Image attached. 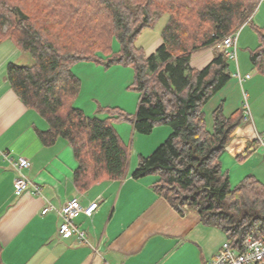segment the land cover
I'll use <instances>...</instances> for the list:
<instances>
[{
    "label": "trees",
    "instance_id": "16d2710c",
    "mask_svg": "<svg viewBox=\"0 0 264 264\" xmlns=\"http://www.w3.org/2000/svg\"><path fill=\"white\" fill-rule=\"evenodd\" d=\"M259 1L0 0V44L9 42L33 60L8 64L6 77L24 106L48 124L38 134L42 144L62 139L70 147L80 191L126 175L132 145L114 125L128 123L140 135L169 126L163 143L148 156L138 155L131 177H156V193L175 210H192L201 224L218 229L240 250L246 239L264 242V182L247 175L232 187L221 167L243 108L227 117L219 105L208 127L204 107L230 80L227 62L237 58L236 46L234 58L217 46L252 24ZM165 14L162 41L146 56L134 40ZM253 30L258 44L249 60L264 75V27ZM205 49L214 50L213 58L200 69L192 67V55ZM83 62L132 68L135 113L102 107L104 117L89 118L74 107L80 80L72 68Z\"/></svg>",
    "mask_w": 264,
    "mask_h": 264
},
{
    "label": "crops",
    "instance_id": "0c3cea01",
    "mask_svg": "<svg viewBox=\"0 0 264 264\" xmlns=\"http://www.w3.org/2000/svg\"><path fill=\"white\" fill-rule=\"evenodd\" d=\"M240 38L241 35L236 41L237 46L241 43ZM244 43L249 45V41ZM213 54L212 49L194 53L191 57L192 67H204L213 58ZM25 57L11 43L0 44L2 262L205 264L211 261L226 241L224 234L201 224L192 210H186L183 214L175 210L156 193V177L133 179L131 174L137 160L131 163L129 158L128 171L119 180L96 183L85 191L76 188L73 181L76 163L70 147L62 139L56 140L52 146H44L38 134L46 132L48 124L34 111L27 109L10 88L6 77L7 66L19 65L17 63L25 61ZM234 63V74L211 99L214 105L210 110L212 113L222 105L223 113L228 117L242 110L246 96L249 114L244 117L242 113V120L221 156V167L231 186L237 185L247 175L263 176L261 173L264 167V154L257 148L258 137L264 138V75L253 70L247 63H240V66L237 58ZM96 103L100 108L101 104ZM116 125V132L122 140L130 138L131 142L135 139L136 133L132 128L128 136L127 128ZM163 132L165 135L164 130L158 134L163 136ZM123 133H126L125 136ZM157 143L159 139L150 148L139 151L138 155H147ZM19 157L30 163L29 168L21 172L29 182L40 187L39 195L32 194L31 189L21 194L15 193L13 181L18 173L8 159ZM74 197L79 199L83 207L92 202L98 203L91 218L80 215L74 221L76 228L84 233L86 241L79 239L76 234L65 239L58 237V228L62 222L58 211L66 201ZM47 205H51L54 210L42 215L41 211Z\"/></svg>",
    "mask_w": 264,
    "mask_h": 264
},
{
    "label": "rangeland",
    "instance_id": "374dc122",
    "mask_svg": "<svg viewBox=\"0 0 264 264\" xmlns=\"http://www.w3.org/2000/svg\"><path fill=\"white\" fill-rule=\"evenodd\" d=\"M257 13H259V15L256 17ZM254 17L256 18L254 19ZM252 18L254 20H252L251 25L246 24L240 29L238 33V38L241 35V43L239 46L236 45L237 63L239 65L240 63H247L249 67H251L249 60V51L253 50L258 44L257 35L253 30V26L264 27V2L259 4ZM166 20L167 15H162L152 28L144 29L134 40V45L136 47L143 48L146 56H149L161 43V32L166 24ZM247 41H249V45H246V43H244ZM111 46L113 51L118 50L119 45L115 38L113 39ZM105 54L106 53H104L103 55ZM24 55H26L27 57H25L26 60L22 63L17 64H32V58L28 54L24 53ZM227 63L229 66L230 73L234 74L233 68L235 67V63L231 60H229ZM76 65H74V67L72 68V72L75 76H78V79H80V90L76 97L77 101H74L73 103L74 107L81 109L84 114L89 118L104 117L106 113L101 110L102 107L122 106L119 108L132 114L135 113L138 104V93L130 88V85L133 83L132 68L121 64H114L108 68H105L104 66L96 65L95 63L84 62L83 64L78 63ZM77 70H80V72H77ZM96 102H99L101 104L100 108L98 107ZM213 105L214 100H210L204 107L208 127H210L211 124L210 116L208 115L211 113L210 110L211 108H213ZM119 125H121V127L123 128H127V135L130 136V124L122 123ZM114 128L116 130L117 125H114ZM162 130H164L166 133L164 135L163 132V136L162 134L160 136V134L158 133ZM170 132L171 129L169 126L161 125L155 127L152 133L149 135L136 134L135 139L131 141L132 152L130 162L132 163L133 161V163H135L139 154L138 152L147 149L148 147L150 148V146H152V144H154V142L159 139V143H157V145H155V147H153V149L149 153H146L147 155L145 156L151 154L161 143L166 140ZM123 134L125 136L126 133ZM124 140H128L127 142H130V138ZM61 143L64 142L61 141ZM261 174H263V176H261L260 174H256V176H258V178L260 177V181L264 182V167L262 168ZM232 187H234V185H232Z\"/></svg>",
    "mask_w": 264,
    "mask_h": 264
},
{
    "label": "built area",
    "instance_id": "2783aa9c",
    "mask_svg": "<svg viewBox=\"0 0 264 264\" xmlns=\"http://www.w3.org/2000/svg\"><path fill=\"white\" fill-rule=\"evenodd\" d=\"M264 2L260 0L259 3ZM238 33L231 34L226 36L222 42L217 46L218 48H225L227 50L226 57L234 58L235 57V46L237 41ZM249 76H246L248 79ZM243 110L245 117L248 116V105L246 96L243 100ZM258 146L262 153L264 154V138L258 137ZM7 158V157H6ZM9 158V156H8ZM12 167L17 171L18 175L14 178L13 186L16 194H21L28 189H31L32 194L39 195L41 189L39 186L32 184L27 180V178L22 174L23 169H27L30 166V163L25 158L17 159H8ZM98 208L97 202H92L86 207H83L79 199L74 197L66 201L58 211L59 216L61 217V224L58 228V237L61 239L69 238L73 234H76L79 239L86 241L84 233L80 231L74 225V221L80 216L83 215L86 218H91L94 212ZM54 210L51 205H47L42 211V215H46L49 211ZM95 251V249H93ZM103 264H110L104 262ZM205 264H264V242L256 241L252 239H246L240 250L234 249L230 242L225 241L212 258L211 261Z\"/></svg>",
    "mask_w": 264,
    "mask_h": 264
},
{
    "label": "bare ground",
    "instance_id": "6f19581e",
    "mask_svg": "<svg viewBox=\"0 0 264 264\" xmlns=\"http://www.w3.org/2000/svg\"><path fill=\"white\" fill-rule=\"evenodd\" d=\"M260 4V3H259Z\"/></svg>",
    "mask_w": 264,
    "mask_h": 264
}]
</instances>
